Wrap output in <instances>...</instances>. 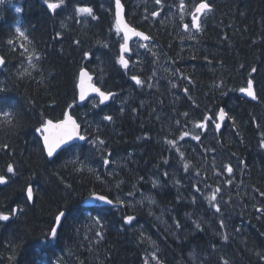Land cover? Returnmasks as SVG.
Masks as SVG:
<instances>
[{"label": "trees", "instance_id": "obj_1", "mask_svg": "<svg viewBox=\"0 0 264 264\" xmlns=\"http://www.w3.org/2000/svg\"><path fill=\"white\" fill-rule=\"evenodd\" d=\"M76 5L91 7L97 19L75 15ZM214 7L196 39L151 34L157 47L145 54L155 52L161 61L147 58L128 70L117 62L122 39L112 31L113 0H66L55 14L44 0H3L0 88L6 92L0 95L11 97L13 119L0 117V175L7 177L0 184V211H22L0 221V264H144L145 258L156 264L153 252L161 264H264L256 254L264 253V0H219ZM130 21L148 30L146 22ZM84 52L91 57L84 59ZM81 67L115 93L110 103L101 105L97 97L79 103ZM134 75L144 83L136 84ZM249 79L255 100L239 91ZM164 81L172 83L165 91L158 88ZM74 98L71 111L88 140L49 159L36 129L42 119L63 118ZM222 107L228 113L222 130L212 122L206 132L195 127L205 116L217 123ZM106 115L113 120H103ZM96 137L104 145L90 142ZM77 157L80 163L73 165ZM88 164L96 171L89 172ZM29 185L33 202L26 196ZM217 187L220 213L206 199ZM93 192L124 203L88 207ZM67 204L80 211L63 221L59 239L42 251L43 234ZM127 216L134 221L125 223Z\"/></svg>", "mask_w": 264, "mask_h": 264}, {"label": "snow or ice", "instance_id": "obj_2", "mask_svg": "<svg viewBox=\"0 0 264 264\" xmlns=\"http://www.w3.org/2000/svg\"><path fill=\"white\" fill-rule=\"evenodd\" d=\"M0 3H3V0H0ZM154 3L156 5L161 4V0H154ZM44 4L46 5L47 10H50L53 14L57 13V10H61L65 4L66 0H44ZM179 9L181 10V20L184 19L183 13H185L188 9V6L185 4V0H179L178 4ZM16 12H21V8H16ZM123 11H124V5L122 4L121 0H114V12H115V26H116V31L117 33H120L123 31V40L124 43L120 45V50H121V55L117 58V62L121 64L123 67L127 68L129 65V61L124 58V53L129 51L128 47V40L130 38L131 34L132 36H138L143 38L144 40L150 39V37L146 36L142 32L136 31L134 28H131L128 24L124 22L123 18ZM213 11V5L209 2V0H201V2L193 4L191 6V11L188 12V14L191 16L190 23H184L183 28L187 31L189 30V27L196 29L197 31L201 30V18L202 15L206 16L207 14L211 13ZM74 13L75 15L84 18V17H91L92 19H97V17L94 14V11L91 7L88 6H80L76 5L74 8ZM159 13L157 11H153L151 13L152 16H157ZM147 19V17H145ZM62 27L64 25L62 24ZM16 32L19 33L21 37H24L27 39L25 36V33L21 31L19 27H17ZM57 37L60 36V33L56 34ZM9 43L11 44L12 41L10 40ZM77 45H79L80 41H75ZM107 47V44L104 45ZM142 47H147L146 45H141ZM92 53L90 52H84L83 53V58L88 59L90 58ZM39 59V57H37ZM6 63L5 59L0 56V65H4ZM29 63L31 67H36L35 64H31V55L29 56ZM256 69L253 68L252 72H255ZM131 79L136 82V84H142L144 83L138 76H132ZM92 81V76L89 74L88 70L85 67H81L78 70V84L76 85L79 88V100L83 101L86 97V95L89 92L96 93L99 96V103L103 104L105 101L110 99L115 95V93L112 92H104L101 91L100 88L96 87L94 84L91 83ZM87 82V86H86ZM149 87L152 85L149 84ZM187 91V89H185ZM240 92L245 93L247 96L251 97L253 100L257 99L256 94L253 90V81L251 79L247 80V86L242 87L239 89ZM6 92L5 88H0V93ZM11 97L8 96H3L0 95V105H6L8 106V110H5L3 107H0V117H4L5 121L8 123L12 122L13 119V112L11 110ZM76 103L75 98L73 99V102L71 104H68V109H72L73 105ZM95 106V105H94ZM43 115V114H41ZM184 115H187L185 113ZM220 121H224L225 117L228 116V113L223 109L220 108L219 112L216 113ZM105 121H112L113 117L112 116H104L102 118ZM207 122H212L215 124V128L218 130L221 127L220 123H216L215 120H213L212 116H205L203 118V122H198L195 124V127L205 129L207 127ZM179 123V122H177ZM233 124H235V121L233 120ZM80 125L77 124L76 120L73 119L72 115H70L69 111H64L63 112V119L53 121V119H42L40 122V127L36 129L37 132H39L42 136V141H43V147L42 151L46 152L47 157L53 158L55 156H58L60 152H68L73 145L70 143L73 140L79 139V140H86L87 138L83 135L80 134ZM190 133L189 132H184L183 136H188ZM183 136L180 137L183 139ZM200 136L196 135L194 139L200 140ZM93 145H104L105 141L101 140L99 137H96V139L90 141ZM166 142L172 146H176V140H166ZM261 147H264V139L261 140ZM3 148L7 149L8 145L5 144L2 146ZM59 150V151H58ZM177 151L179 152V149L177 148ZM180 157L181 159L184 158V153L180 152ZM73 165L80 163L79 158L77 157L75 160L70 161ZM103 163L105 165H108L110 161L105 158L103 160ZM167 163V161H165ZM184 169L187 171L189 169V164L187 162L184 163ZM226 171L228 173H232L233 169L230 165L225 166ZM77 171L83 170L81 169H76ZM89 172H93L92 168H88ZM7 172L8 173H13L14 172V167L12 164H8L7 166ZM167 175V173H165ZM7 183V177L5 175H0V184H5ZM177 183H179L177 181ZM228 183H231L229 180ZM70 187V185L68 186ZM197 191H199V188H197ZM220 192V188H216L210 196L206 197L208 200L209 204L215 208L216 213H220L221 209L219 207V204L217 202V193ZM261 196H264V192L260 193ZM26 196L27 200L31 201L33 199V189L31 185H29L26 188ZM92 196L99 200L103 201L107 204H113V201L108 199L106 196L102 195H97L95 192L92 193ZM150 199V198H149ZM124 201L122 200H117L116 204H123ZM260 211V209H257ZM22 211L21 208H13L9 212H4L0 211V221H9L12 216H15L18 212ZM80 210L77 208H74L71 204L65 205L62 209L58 210V213L56 214L54 218L53 224L49 227L48 231L43 234V241L44 243H41L39 245L40 249L43 251L45 250L53 241H57L60 236V231L63 228V221H65L69 216L75 215L77 212ZM135 217L133 216H127L124 217L125 223H132L134 221ZM94 222L98 225L102 226V218L100 216H96L94 218ZM196 228L199 229L201 225L199 223H196ZM220 226L224 227V222L223 220L220 221ZM177 227H179V224L177 222ZM97 237L102 238V233L97 232L96 233ZM224 240H228L227 234H224L222 237ZM150 239V238H149ZM154 243V242H153ZM257 256L261 261H264V253L257 252ZM9 261H14L15 260V250L13 249V254L9 256ZM223 259V258H222ZM151 260L156 261V264H161L159 257L156 255L155 252L151 254ZM144 264H150V261L148 258H145ZM223 264H229L228 260H223Z\"/></svg>", "mask_w": 264, "mask_h": 264}, {"label": "flooded vegetation", "instance_id": "obj_3", "mask_svg": "<svg viewBox=\"0 0 264 264\" xmlns=\"http://www.w3.org/2000/svg\"><path fill=\"white\" fill-rule=\"evenodd\" d=\"M122 2L124 4L126 16L129 21L134 17L137 18L139 22H146L145 25L149 33L152 35L159 32L162 34L165 33L172 35L179 32L180 27L183 28L184 23H190L191 16L188 14V12L191 11V6L193 4L199 3L201 0H185V4L188 6V9L185 13H183V20H181L182 13L178 7L179 0H161L160 5H156L154 0L147 2L144 0H122ZM209 2L213 4V11L206 16L202 15L201 27H203V19L208 17L211 18L214 14L215 0H209ZM153 11H157L159 14L157 16H152L151 13ZM145 17H147V19H145ZM130 22L132 23V21ZM113 25H115L114 21ZM183 31L189 35L195 32L191 26L187 31L183 28Z\"/></svg>", "mask_w": 264, "mask_h": 264}, {"label": "water", "instance_id": "obj_4", "mask_svg": "<svg viewBox=\"0 0 264 264\" xmlns=\"http://www.w3.org/2000/svg\"><path fill=\"white\" fill-rule=\"evenodd\" d=\"M123 18H124V22L126 23V24H128L131 28H133L127 21H126V19H125V9H124V11H123ZM135 29V28H134ZM136 31H138V32H141V31H139V30H137V29H135ZM123 32V31H122ZM142 33H144V32H142ZM124 34V33H123ZM145 34V33H144ZM130 35V38H129V40H128V47H129V45H130V42L133 40V39H136L138 36H132L131 34H129ZM146 35V34H145ZM147 36V35H146ZM141 38V37H140ZM141 39H143V38H141ZM88 70V69H87ZM88 72H89V74L92 76V81H91V83L92 84H94L96 87H98V88H100L95 82H94V75L88 70ZM86 86H87V82H86ZM101 89V88H100ZM101 91H103L102 89H101ZM243 95L244 96H246V97H248V98H250V99H252L251 97H249V96H247L245 93H243ZM93 96H98V94H96V93H92V92H89L87 95H86V97H85V99L83 100V101H85V100H87V99H89V98H91V97H93ZM99 97V96H98ZM111 99V98H110ZM110 99H108L107 101H105L103 104H107L109 101H110ZM78 100H79V88H78ZM83 101H81V100H79V103L80 102H83ZM224 109V108H223ZM225 110V109H224ZM67 111H69V113H70V115H72V117H73V119H75L76 120V122H77V124H79L80 125V129H79V131H80V134L81 135H83L82 134V126H81V124L78 122V120H77V118H76V116L74 115V114H72V111L70 110V109H68ZM54 122H55V120H53ZM227 121V117H225V119H224V121H220L219 120V123L222 125L224 122H226ZM86 137V136H85ZM87 138V137H86ZM83 141H85V140H79V139H76V140H73V141H71L70 143L71 144H73V143H76V142H83ZM42 143H43V141H42ZM59 151V150H58ZM50 158V157H49ZM54 158V157H53ZM53 158H50V159H53ZM31 187H32V189H33V186L31 185ZM97 195H100V194H97ZM103 196V195H102ZM109 199V198H108ZM33 200H34V189H33V199L31 200V202H33ZM97 201H99V200H97V199H95L93 196H91V197H89L87 200H86V204L87 205H93V204H95ZM103 204H107V203H105V202H103V201H101ZM114 204V203H113Z\"/></svg>", "mask_w": 264, "mask_h": 264}, {"label": "rangeland", "instance_id": "obj_5", "mask_svg": "<svg viewBox=\"0 0 264 264\" xmlns=\"http://www.w3.org/2000/svg\"><path fill=\"white\" fill-rule=\"evenodd\" d=\"M138 10V9H137ZM114 32H115V34H118L117 33V31H116V26H115V28H114ZM173 36L174 37H176V39H178L177 38V36L175 35V34H173ZM193 40V39H192ZM178 42H182V40H177ZM145 60V59H144ZM143 60V63L145 64L147 61H144ZM157 62L159 61V59H155ZM164 62L162 61V62H160V64H158V68L161 66V64H163ZM143 64V65H144ZM167 78H170V77H172V76H168V75H166V74H164ZM166 83H168L167 81H164V82H162L160 85H158V88H160V89H162L163 91H165L166 89H167V87L168 86H171L170 84H172L171 82H169V84L167 85V86H164ZM176 94L178 95V96H180V91L179 90H176ZM168 98L169 97H172V93L170 92L169 94H165ZM154 114H161V113H153L152 115H150V116H153ZM144 141H140V140H138V141H136V142H134L135 144H137V145H145L146 143H143ZM87 167H92V169H93V171H96V168L97 167H94L93 165H91V164H88L87 165Z\"/></svg>", "mask_w": 264, "mask_h": 264}, {"label": "bare ground", "instance_id": "obj_6", "mask_svg": "<svg viewBox=\"0 0 264 264\" xmlns=\"http://www.w3.org/2000/svg\"><path fill=\"white\" fill-rule=\"evenodd\" d=\"M212 5H213V4H212ZM166 8H167V7H166ZM177 12H178V11H177ZM232 12H233V11H232ZM168 16H169V15H168ZM164 36H165V35H164ZM170 38H171V37H169V39H170ZM164 39H165V38H164ZM167 41H168V40H167ZM165 42H166V41H165ZM256 42H257V41H256ZM198 81H199V80H198ZM132 96H133V95H132ZM248 108H249V107H248ZM239 110H240V109H239ZM243 110H244V109H243ZM247 110H248V109H247ZM253 111H254V110H253ZM233 113H234V112H233ZM253 114H254V113H253ZM237 116H238V115H237ZM244 122H245V121H244ZM236 124H237V123H236ZM136 127H137V126H136ZM246 127H247V126H246ZM249 128H250V127H249ZM252 129H254V128H252ZM248 133H249V132H248ZM253 133H254V132H253ZM253 135H254V134H253ZM253 135H252V136H253ZM259 135H260V134H259ZM250 136H251V134H250ZM139 137H140V136H138L137 138H139ZM249 138H250V137H249ZM249 141H250V140H249ZM135 142H136V141H135ZM211 144H212V143H211ZM159 145H160V144H159ZM213 147H214V146H213ZM250 155H251V154H250ZM206 177H207V176H206ZM45 179H46V178H45ZM262 180H263V179H262ZM52 183H53V182H52ZM52 183H51V184H52ZM33 189H34V188H33ZM96 194H97V193H96ZM100 195H102V193H100ZM91 196H92V195H91ZM91 196H90V197H91ZM103 196H105V195H103ZM106 197H108V196H106ZM88 198H89V197H88ZM88 198H87V199H88ZM108 198H109V197H108ZM262 198H263V197H262ZM87 199H86V200H87ZM109 199H110V198H109ZM110 200H111V199H110ZM85 202H86V201H85ZM113 203H114V204H103V205H108V206H112V207L114 206V207H115L117 204H116L114 201H113ZM85 204H86V203H85ZM101 205H102V204H101ZM118 205H119V204H118ZM86 206H87V204H86ZM88 207H89V205H88ZM224 219H225V218H224ZM250 219H251V218H250ZM260 220H261V219H260ZM182 221H183V220H182ZM255 221H256V220H255ZM255 223H256V222H255ZM257 223H258V222H257ZM262 225H263V224H262ZM255 226H256V225H255ZM253 230H254V229H253ZM257 233H258V232H257ZM255 240H256V239H255ZM228 246H229V245H228ZM260 247H261V246H260ZM244 250H245V249H244ZM192 251H193V250H192ZM243 255H244V254H243ZM246 255H247V254H246ZM209 260H210V259H209ZM261 263H262V262H261Z\"/></svg>", "mask_w": 264, "mask_h": 264}]
</instances>
